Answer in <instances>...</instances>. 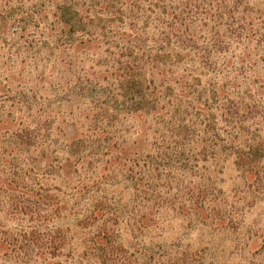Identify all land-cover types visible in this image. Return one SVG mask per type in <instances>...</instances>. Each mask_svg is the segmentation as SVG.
Here are the masks:
<instances>
[{
    "label": "rangeland",
    "instance_id": "obj_1",
    "mask_svg": "<svg viewBox=\"0 0 264 264\" xmlns=\"http://www.w3.org/2000/svg\"><path fill=\"white\" fill-rule=\"evenodd\" d=\"M102 4L0 0V264L71 226L76 187L135 264H264V49L237 34L264 37V0H164L195 44L165 76L121 59L127 14Z\"/></svg>",
    "mask_w": 264,
    "mask_h": 264
},
{
    "label": "trees",
    "instance_id": "obj_2",
    "mask_svg": "<svg viewBox=\"0 0 264 264\" xmlns=\"http://www.w3.org/2000/svg\"><path fill=\"white\" fill-rule=\"evenodd\" d=\"M102 1L104 3L102 5L107 7V0ZM238 1L233 0L236 5ZM163 3L164 0H118L122 10L119 11V19H123L124 11L131 33L122 34L126 41L121 46L124 47L121 48L123 54L121 59H125L126 56L128 59L125 62L127 61L132 68L141 70L149 67L165 76L170 73L172 67L182 63L177 53L195 44L187 45L182 40L185 32L178 34L177 30V34H174L172 30L175 29L165 25ZM61 6L59 13L69 8L66 2ZM259 17L261 18V15ZM58 19L60 21L61 18ZM247 26L237 30V34L246 32L251 37L261 39L259 45L264 49V39L261 38L263 36H260L259 30L252 31L250 23ZM219 45H213V48L217 50ZM175 49L178 50L177 53L174 52ZM207 54L209 57V53ZM200 63L206 65L207 62L200 60ZM213 92L215 95L219 93L216 88ZM248 173L251 172H246ZM85 193L88 192L84 187H76L66 198L69 199V205L66 206L64 213L70 216L71 226L63 230L58 228L42 230L43 227H40L37 230L39 232H24L13 244L17 254L12 255V250L9 251L2 264H135L136 258L125 251L117 239L118 232H114L116 226L121 223L119 213L111 212L103 203L90 200V196L84 198V202L88 204H81V198L85 197ZM56 204L62 211V207ZM4 243L0 241L1 246ZM259 243L260 245L262 243L264 249V236Z\"/></svg>",
    "mask_w": 264,
    "mask_h": 264
}]
</instances>
